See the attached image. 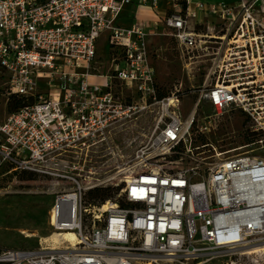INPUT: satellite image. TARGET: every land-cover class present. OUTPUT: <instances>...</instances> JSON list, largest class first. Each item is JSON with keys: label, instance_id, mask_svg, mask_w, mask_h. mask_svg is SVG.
<instances>
[{"label": "built area", "instance_id": "1", "mask_svg": "<svg viewBox=\"0 0 264 264\" xmlns=\"http://www.w3.org/2000/svg\"><path fill=\"white\" fill-rule=\"evenodd\" d=\"M132 1L0 0V181L25 172L67 184L49 220L53 234L75 235L51 251L0 249V264H184L264 244V0L206 5L209 26L189 0H165L164 17L123 27ZM159 26L187 75L197 70L196 97L183 118L175 89L162 126L117 170L116 199L87 204L115 179L74 174L123 118L113 84L132 106L157 98L145 41ZM202 107L212 112L199 120ZM224 115L237 128L222 149L206 136ZM198 150L204 166H180Z\"/></svg>", "mask_w": 264, "mask_h": 264}, {"label": "rangeland", "instance_id": "2", "mask_svg": "<svg viewBox=\"0 0 264 264\" xmlns=\"http://www.w3.org/2000/svg\"><path fill=\"white\" fill-rule=\"evenodd\" d=\"M198 1L201 0H191L192 3ZM134 20V13L125 10L119 24L127 27L132 25ZM163 33L164 28L159 26L156 34L148 36L145 41L147 58L158 91L156 100L132 106L129 89L115 82L112 89L115 99L122 100L123 118L107 128L106 142L92 149L93 152L86 161L78 165L83 171L76 170L74 174L88 176V172H91V178L114 177L111 187H118V177L115 176L117 170L130 163L136 152L145 146L155 131L162 126V119H165L172 109L166 107V100L171 98L175 89L180 91L179 104L175 102V105L181 116L186 117L185 110L196 97V93L189 88L200 83V76L197 70L193 71V75H187L174 41ZM100 50H103L102 43ZM99 57L97 66L104 72L109 64L101 52ZM130 107L133 109H129ZM211 112L210 109L202 107L198 112V119L202 120ZM236 121L231 115L220 117L216 130L206 137L222 149L230 147L234 139L232 131L237 128ZM201 152L202 150L194 151V159L186 158L180 166L187 167L189 162L204 166L202 157L207 154ZM63 189H68V185L25 172L16 178L9 177L0 181V249H54L57 244L50 238L54 233L49 221L50 211L56 191ZM245 252L247 251L241 249L222 252L209 259L186 261L184 264H264V251L242 255Z\"/></svg>", "mask_w": 264, "mask_h": 264}, {"label": "crops", "instance_id": "3", "mask_svg": "<svg viewBox=\"0 0 264 264\" xmlns=\"http://www.w3.org/2000/svg\"><path fill=\"white\" fill-rule=\"evenodd\" d=\"M151 1L152 0H146L145 3H142V0H133L130 5L124 7L122 13L125 10L129 11L130 13L132 12L134 13L135 20L132 23V25H135L141 22H146L147 24H151L153 21H156L158 17H164L167 13H169L170 6L166 3L165 0H154L156 2V7L154 10L151 8ZM221 1L225 3H230L234 0H201L198 2H194V3H192L191 0H189V7H188L189 10L188 11L190 13L195 14V20L198 23L209 26L211 23L210 22L211 19L208 16L209 15L208 10L205 6L209 4L212 5V4L221 2ZM200 4L204 5L205 7L204 11L199 9ZM130 26H127V27H130Z\"/></svg>", "mask_w": 264, "mask_h": 264}, {"label": "trees", "instance_id": "4", "mask_svg": "<svg viewBox=\"0 0 264 264\" xmlns=\"http://www.w3.org/2000/svg\"><path fill=\"white\" fill-rule=\"evenodd\" d=\"M183 9H185V2H183ZM120 189H121V186L97 187V188L87 191L85 199H86L87 204L103 205L107 201H114Z\"/></svg>", "mask_w": 264, "mask_h": 264}, {"label": "bare ground", "instance_id": "5", "mask_svg": "<svg viewBox=\"0 0 264 264\" xmlns=\"http://www.w3.org/2000/svg\"><path fill=\"white\" fill-rule=\"evenodd\" d=\"M50 238L56 244H58V243L60 244L62 239L66 240V241H69L71 243L75 241V235L73 233H64L61 236L57 235V234H52ZM241 250L247 251L245 253H242V255L250 254V253H256V252H259V251H264V244L263 245H259V246H253L251 248H243Z\"/></svg>", "mask_w": 264, "mask_h": 264}]
</instances>
